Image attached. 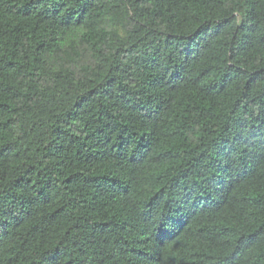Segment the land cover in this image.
I'll list each match as a JSON object with an SVG mask.
<instances>
[{"label": "trees", "instance_id": "1", "mask_svg": "<svg viewBox=\"0 0 264 264\" xmlns=\"http://www.w3.org/2000/svg\"><path fill=\"white\" fill-rule=\"evenodd\" d=\"M0 264H264V0H0Z\"/></svg>", "mask_w": 264, "mask_h": 264}]
</instances>
